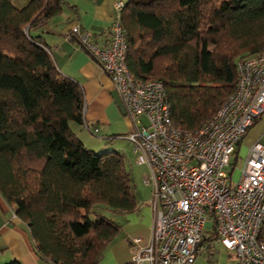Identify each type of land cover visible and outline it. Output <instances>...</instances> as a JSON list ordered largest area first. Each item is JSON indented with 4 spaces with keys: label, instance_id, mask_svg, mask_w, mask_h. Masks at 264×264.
I'll return each instance as SVG.
<instances>
[{
    "label": "trees",
    "instance_id": "obj_1",
    "mask_svg": "<svg viewBox=\"0 0 264 264\" xmlns=\"http://www.w3.org/2000/svg\"><path fill=\"white\" fill-rule=\"evenodd\" d=\"M123 2L126 66L162 82L181 130L197 131L226 100L240 59L264 55V0ZM65 3L0 0V196L42 261L98 264L119 231L114 215L137 198L122 153L88 148L72 129L83 123L82 88L32 33Z\"/></svg>",
    "mask_w": 264,
    "mask_h": 264
},
{
    "label": "built area",
    "instance_id": "obj_2",
    "mask_svg": "<svg viewBox=\"0 0 264 264\" xmlns=\"http://www.w3.org/2000/svg\"><path fill=\"white\" fill-rule=\"evenodd\" d=\"M113 6L107 45L93 43L78 25L69 34L111 78L124 114L134 124L125 138L137 164L146 167L143 183L151 189L153 223L146 243L132 237L137 247L132 264H192L207 224L237 264H264V240L259 238L264 227V145L250 147L236 183L230 165L235 146L264 113V55L240 59L236 86L226 100L200 129L181 130L171 123L162 82L129 72L120 22L124 2L116 0Z\"/></svg>",
    "mask_w": 264,
    "mask_h": 264
},
{
    "label": "crops",
    "instance_id": "obj_3",
    "mask_svg": "<svg viewBox=\"0 0 264 264\" xmlns=\"http://www.w3.org/2000/svg\"><path fill=\"white\" fill-rule=\"evenodd\" d=\"M14 1L17 6H21L27 0ZM115 1L65 0L66 3L60 13L33 28L32 32L48 47L58 71L63 76L75 80L82 88L85 104L83 123H74L71 127L85 146L99 144L102 139L107 146H111L117 138L126 139L125 135L134 127L133 122L125 116L114 84L109 75L103 71L100 62L80 44L75 36L69 34L70 28L78 25L82 31L89 34L95 44L107 45L110 25L115 14L113 6ZM93 137H97L96 141L90 140ZM257 142L264 145V113L255 120L237 143L231 158L233 167L240 154H242V164L250 147ZM112 146V150L121 152L114 145ZM150 192L151 189L148 191L141 189L136 193L135 210L114 215L113 219L119 224V231L106 247L98 264L130 263L137 253V247L131 241L132 237H140L142 243L149 240L153 223ZM209 226L207 224L208 229L199 243L200 251L192 264H237L234 253L215 241ZM0 252L4 255L0 262L16 259L22 264H47L34 253L26 227L1 196Z\"/></svg>",
    "mask_w": 264,
    "mask_h": 264
},
{
    "label": "rangeland",
    "instance_id": "obj_4",
    "mask_svg": "<svg viewBox=\"0 0 264 264\" xmlns=\"http://www.w3.org/2000/svg\"><path fill=\"white\" fill-rule=\"evenodd\" d=\"M96 138L97 137H93V138H90V140L96 141ZM99 142H100L99 144L98 143L92 144L91 146L89 144V146H86V147L91 148L95 151H109V150L113 149L112 145H114L122 153H124V154H122L124 156V166L130 174L131 185L134 187L135 193H137L141 189H142V191L143 190L148 191V189H150L149 186H146L143 183V174L145 172V167L143 165L137 164V162L135 160V155L131 149L132 148L131 142H129L128 140H126L124 138L115 139L111 146H107L106 145L107 143H105L104 139H102V141H99ZM233 159H234V157H233ZM241 161H242V154H240L238 156L237 161L235 162V166L233 167V172H232V182L233 183H236L238 178H239V167L241 165ZM3 256L4 255L0 252V261L3 259ZM3 263L4 262H0V264H3Z\"/></svg>",
    "mask_w": 264,
    "mask_h": 264
}]
</instances>
